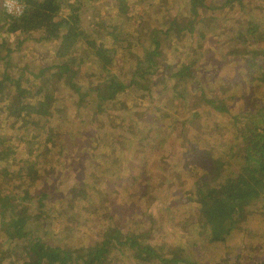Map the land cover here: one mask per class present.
Masks as SVG:
<instances>
[{
  "label": "rangeland",
  "instance_id": "rangeland-1",
  "mask_svg": "<svg viewBox=\"0 0 264 264\" xmlns=\"http://www.w3.org/2000/svg\"><path fill=\"white\" fill-rule=\"evenodd\" d=\"M169 1L175 3L178 10L187 12L189 0ZM215 2L218 1L204 0L202 6L191 11L199 18L195 26L205 27L207 52L198 54L193 48H178L184 44L185 37L172 36L167 41L169 52L164 56L160 75L153 81L157 85L156 90L154 85V98L135 96L130 90H122L108 106L111 119L98 117L96 111L102 112L104 108H96L95 101L80 110L81 101L75 105L76 96L70 91L63 92L53 105L46 104L47 116L43 120L59 113L64 129L71 128L74 133L73 137H64L63 146L54 144L48 148L41 145L46 142H41L34 154L29 155L35 134L34 122L39 123L43 115L38 111V100L34 104L31 101L30 105L29 98L25 97L29 114L24 112L17 118L10 111V101L6 102L7 98L0 96V182L9 184L11 177L8 176L16 173L19 166H28L27 161L34 162L35 155L45 152L48 157L43 161L42 174L59 177L51 186L55 194L40 204L34 202L35 208L25 226L30 239L13 241L8 218L0 217V264H19L17 259L21 253H16L14 246L22 247L26 239L27 242H49L64 252L81 255L100 243L101 227L109 225L117 226L123 233L142 234L157 252L191 250L189 254L193 252L192 256L203 264H257L256 261L264 260V197L259 198L251 209L252 223L246 231L243 232L240 223L226 241L216 244L209 242L205 235L207 231L197 221L199 205L189 202L197 184L202 188L215 187L241 172L238 154L242 142L238 132L252 128L253 122L260 121L262 117L258 116L264 112V60L236 55L237 49L244 44L247 50L256 53L252 52L257 58L264 57L259 55L264 52V0H250V5L248 0H241L224 7L226 1L217 6ZM145 3L151 6L146 0L142 4L139 0H98L90 2L85 12L88 18L101 20L108 16L105 13L118 14L125 17L126 24L129 15L122 14L120 7L129 9L135 27H128L125 32H139L140 38L136 41L140 42L149 40L148 29L157 28L161 22V12L155 13ZM1 9L11 16H18L23 5L17 0H0ZM68 11L69 8H63L62 15ZM142 15L144 23H140ZM192 18L195 17L186 14L183 24ZM239 24L253 26L249 35L244 34L250 40L248 43H229L233 36L240 37ZM195 32L190 29L187 37ZM102 36L104 38L103 33ZM9 39V33L0 31V44L8 41L5 47L0 45L1 54L10 46L9 54L18 56L19 60L24 58V62L32 60L33 56L34 60L53 59V46H41L36 42L37 38L19 44L18 49L14 47L15 41ZM197 47L201 50L204 43H198ZM134 49L143 50L141 45ZM137 53L136 50L132 53L133 60ZM120 57L118 54V59ZM191 58H195V63H190L193 62ZM3 62L0 61V83L3 82ZM186 62L195 72L191 80L180 77L181 72L177 75L176 69ZM124 67L120 63L114 69L119 72ZM85 69L78 76L81 91L90 90L89 86L96 90L99 86L96 66L87 62ZM127 76L121 78L126 87L130 83ZM90 95L96 98L97 92L90 90ZM46 123L43 121L42 124L45 126ZM182 127L186 128L188 143L179 140ZM109 132L120 139L104 138ZM15 136L17 146L12 147L9 141L16 139ZM155 136L162 140L159 145L154 141ZM6 141L7 144L2 143ZM113 142L122 147L109 150L108 146ZM156 146H159L158 150L154 149ZM231 156L238 160L237 166L224 169L221 164L229 162ZM160 174L166 178L158 177ZM78 181L83 183L76 189ZM90 182L95 185L89 187ZM153 184L162 191L148 194L147 188ZM169 186L174 187L173 194L164 189ZM251 254L253 257H249ZM107 257V264H139L115 251Z\"/></svg>",
  "mask_w": 264,
  "mask_h": 264
},
{
  "label": "trees",
  "instance_id": "trees-1",
  "mask_svg": "<svg viewBox=\"0 0 264 264\" xmlns=\"http://www.w3.org/2000/svg\"><path fill=\"white\" fill-rule=\"evenodd\" d=\"M17 1L23 5V11L20 15L11 16L3 9L0 10V31L9 33L11 41H15L14 47L16 49H18L19 44L23 45L24 42L29 41L33 37L37 38L36 42L39 45H51L54 49L52 60L45 57L34 60L33 56L32 60L29 61L28 59L26 62H24V58L19 60L18 56H11L9 54L10 46L8 47L9 50L4 49L2 54L0 53V61L4 60L0 96L6 97V102L7 100L10 101L12 115L21 118L24 112L29 114L27 112L29 105L25 104V97L29 98L27 100H30V105L32 104L31 101L34 104L38 100V105L40 106L38 111L43 114L39 123L34 122L35 134L32 135L29 155L34 154L36 147L41 142L48 143L41 144L46 145L48 148L54 144L63 146L62 142H64L63 139L66 135L74 136L71 128L64 129L65 125L59 119V113H54L49 120H43L47 116L46 108L53 105L56 99L59 100L63 92L70 91L73 96H76L75 105L79 103L78 100L81 101L78 105L80 110L89 107L95 101L96 108H104L102 112L96 111L99 114L98 117L111 119L108 113V106L117 99L122 90H130L135 96L148 95L149 97H155L157 85L153 81L160 75L158 72H160L161 65L164 63V56L169 52L167 41L172 36L176 38L185 37L184 44L178 48H193L197 50L198 54L207 52L206 44L208 43L206 42L207 33L205 27L195 26L197 22L199 23V18H196L195 13L191 12L202 6L204 0H189V7L186 13L181 11L182 9L178 10L175 3L169 0H146L149 1L151 6L147 3L145 4L149 8H153L155 13L161 12V22L157 28L155 26L148 29L149 40L140 42L136 41V38H140L139 32L131 34L129 31L125 32L126 28L135 26L132 24L131 11L124 7H120V11H122V14L126 13L129 15L126 17V24H124L125 17L121 18L118 14L105 13L108 16L103 20L92 19L91 15H89L91 18H88L85 8L90 2L98 0ZM144 1L139 0V3L141 2L142 4ZM217 1L215 2L216 6L226 1L222 7L229 4L235 5L237 1L241 2V0ZM250 3V0H248L247 4L250 5ZM65 7L69 8V11L66 15H62V10ZM214 9L219 10L220 8L215 7ZM186 14L195 18L187 21L188 23L184 25L182 19ZM109 18L110 22L107 21ZM139 19L140 23H144L143 15ZM87 20H90V23ZM238 27L240 28V37L235 35L228 42L235 44L248 43L250 39L244 34L249 35L253 26L250 24H239ZM190 29L196 30L197 33L195 32L194 35L190 34L187 37ZM191 35L193 36L191 37ZM7 42L4 41L0 45L5 47ZM198 43H204V47L201 50L197 47ZM139 45L142 46L143 50L134 49ZM135 50L138 53L136 55L137 58L133 60L131 55ZM5 52L6 54L4 55ZM41 52L45 53L44 51ZM252 52L255 53L247 50L243 44L242 47L237 49L236 55L237 57L242 55L245 59L248 58L250 60H264V57L257 58L256 53L252 54ZM118 54H121V59H118ZM203 55L205 56V54ZM259 55H264V52H259ZM191 59H193V62L190 63H195V58ZM236 59L238 58H233V60ZM87 62L92 63L93 67L96 66V79L99 86L96 90L95 87L89 86L90 90L97 92L96 98L90 95V90L81 91L82 85L78 76L81 71L85 72V64ZM120 63L124 64L125 67L120 68L119 72H116L114 68ZM254 64H257V62ZM176 71H178L177 75L180 72L183 74L180 77H188L189 79L193 78L195 73L189 62H186ZM123 75L130 77V83L127 87L123 79H121ZM262 84H264V77ZM64 86H66V89H64ZM87 96L89 98L85 99ZM55 108H57L56 102ZM48 113L50 112L48 111ZM262 113L258 116L262 117V119L254 121L252 128L238 132L242 142L241 153L239 151L240 154H238L241 159L240 163H242L241 172L215 187L202 188L201 185L197 184L198 188L194 192V197L189 200L191 204L199 205L197 212L200 217L197 221L203 225L208 233H205L206 237L213 244L226 241L240 223L243 232L246 231L252 223L251 215H249L252 211L251 209L260 200L259 198L264 197V112ZM43 121L47 122L45 126L42 124ZM185 129V127H182V135L179 140L188 143L189 139ZM152 133L156 135L154 130ZM113 136L109 132L103 137L114 138L115 141L120 139V137ZM15 137L16 139L11 138L9 141L12 147L17 146V136ZM21 139L25 140L23 137ZM154 141L159 145L162 140L160 138L157 140V136H155ZM2 143L7 144V141ZM114 143L116 142L108 146L109 150L115 151L116 147H122L121 144L117 146L118 142ZM154 149L158 150L159 146L154 147ZM61 150L63 151L64 148ZM35 157L34 162L27 161L26 165L28 164V166H19L16 173L8 176V178L11 177L9 184L4 185V183L0 182V217L6 216L8 218L10 233L14 237L12 238L13 241L14 239H30L29 233H26L25 226L35 208L34 202H39L40 204L45 198H51L55 194V189L51 188V186L55 179H59L56 176L42 174L43 161L48 157L47 152L35 155ZM237 161L234 158L232 159L231 156L230 161L222 163L221 166L224 169L235 168ZM158 177L166 178L164 174H160ZM80 183L83 182L78 181L75 183L76 189L81 185ZM87 185L92 187L95 184L90 182ZM173 188L169 186L168 189H164L168 193L173 194ZM161 191L162 188L158 189L156 184H153L151 188H147L148 194ZM133 195L131 194L132 197ZM51 244L49 242H27L26 239V243L22 247L15 245L14 250H16V253L18 251L21 253L17 259L18 263L78 264L79 262V264H107V255L115 251L116 254L128 260H137L139 264H203L198 258L192 256L193 252L189 254L191 250L182 251L178 249L175 252H163V249L161 252H157L155 251V246H152L149 239L144 238L142 234H131L130 231L123 233L122 229L120 230L117 226L113 227L111 225L105 228L101 227L100 243L86 249L81 255L64 252L58 246L55 248ZM249 257H253V255H249ZM256 263L264 264V260L256 261ZM10 264H15V262H10Z\"/></svg>",
  "mask_w": 264,
  "mask_h": 264
},
{
  "label": "built area",
  "instance_id": "built-area-1",
  "mask_svg": "<svg viewBox=\"0 0 264 264\" xmlns=\"http://www.w3.org/2000/svg\"><path fill=\"white\" fill-rule=\"evenodd\" d=\"M21 13H22V12H21ZM21 13H20V14H21Z\"/></svg>",
  "mask_w": 264,
  "mask_h": 264
}]
</instances>
